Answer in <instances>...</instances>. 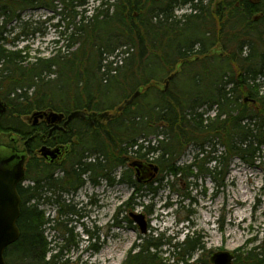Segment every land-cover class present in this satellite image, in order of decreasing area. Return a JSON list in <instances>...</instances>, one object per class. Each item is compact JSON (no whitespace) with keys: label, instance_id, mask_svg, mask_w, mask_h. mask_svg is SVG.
<instances>
[{"label":"trees","instance_id":"1","mask_svg":"<svg viewBox=\"0 0 264 264\" xmlns=\"http://www.w3.org/2000/svg\"><path fill=\"white\" fill-rule=\"evenodd\" d=\"M90 1L0 0V98L3 97L7 105L0 117V144H12L10 137L16 136L18 142H24L29 155L24 175L28 183L17 186L21 200L17 220L20 235L4 251L6 264H64L60 256L62 248L55 251L56 245L51 246L45 236L49 219L40 205L51 201L61 206L52 228L70 241L71 231L63 216L76 212L72 205L60 200V192L68 185H79L82 172L101 170L100 160L95 164L82 165L80 158L84 151H105L104 143L102 145L103 141L99 139L93 142L82 140V146L76 149L68 166L67 178L54 177L53 168L37 157L36 150L41 140L37 136L31 137L32 126L20 119L21 115L34 109L51 107L42 98L44 96L33 97L37 89L47 91L46 96L56 97L64 88H78L81 82L87 99L92 88L104 89L103 92L109 94L111 88H117L115 83L109 85L111 79L118 76L128 81L135 79L142 59L150 61H147L146 69L155 65L169 69L175 65L174 70L177 69L178 74L182 72V66L198 65L197 68L203 70L202 75L196 72L189 78L191 91H194L191 97L185 96L187 99L183 105L171 98V89L161 92L150 85V77H144L142 83H136L134 88L150 87L147 91H154L153 102L143 111L136 110L134 119L129 120L134 126L138 124L136 126L141 132L126 140H117L119 143H115V135L121 134L122 130L115 134L109 129V133L103 134L105 138L109 137V184L114 183L111 177L114 170L118 166H126L120 173L119 182L133 187L131 196L118 207L117 213L123 207H131L135 196H154L168 175L184 180L186 184H189V177L204 175L220 186L234 157L252 163L259 146L264 144V96L260 94L261 83L258 82L264 78V0H92V6ZM187 6L189 12L180 16L174 14L176 9ZM37 8L52 13L47 20L56 19L54 26L62 24L59 38L64 42L65 52L61 53L59 49L51 57H37L29 63L22 55V49L5 47L6 34L11 32L6 26L15 20L20 27L21 31L14 40L28 36L24 29L28 22H23L20 15L23 10ZM205 27H217L220 36L224 32L225 41L235 44V49L225 57L214 53L212 47L220 37L214 38L210 29L200 31ZM37 31L33 29L31 34ZM119 48L122 49L119 51ZM108 57L112 58L107 60ZM90 59L95 62L90 66L97 67L91 73H80L81 79L77 71ZM119 60L121 64H118ZM245 96L255 102L245 103ZM214 105H217L216 115L204 117ZM80 106L78 104L74 108H82ZM203 106L205 109L199 112ZM143 112L147 114L143 115ZM151 121L156 125L152 126ZM118 122L126 123L116 117L110 124ZM85 130L87 133L83 134L88 137L96 135L90 127ZM149 134H153L154 139H147ZM138 136L144 139L138 142ZM3 137L8 141L4 142ZM217 143L223 147L222 151L214 147ZM187 144L194 145L198 152L191 162L177 165ZM208 145H211L209 151L205 150ZM129 157L157 164L161 176L145 185L137 183L132 169L128 163L126 165ZM211 162H214L213 167H205ZM172 183L167 180V184L172 186ZM48 191L51 192L49 196ZM140 191L145 193L140 194ZM143 206L147 213L151 212L149 205ZM124 219L129 220L126 216ZM94 234L92 232L91 236ZM139 239L140 242L129 249L121 264H168L160 256V248L164 245L168 246L166 252L171 253L174 259L172 264H198L201 261L200 258L190 261L196 250L204 248L195 237L186 236L181 242H172L171 239L165 240L160 233L157 236H139ZM98 248L97 245L95 251ZM135 249L137 251L133 252ZM208 260L205 259L204 264H210ZM231 264H264V246L251 248L245 254L235 252Z\"/></svg>","mask_w":264,"mask_h":264},{"label":"rangeland","instance_id":"2","mask_svg":"<svg viewBox=\"0 0 264 264\" xmlns=\"http://www.w3.org/2000/svg\"><path fill=\"white\" fill-rule=\"evenodd\" d=\"M89 4L91 6L93 5L92 0ZM185 12H189L188 6L176 9L174 14L180 16ZM50 14H52L50 11L43 8L23 10L20 18L23 22H28V25L24 29L29 35L26 37L19 36L17 40H14L13 38L15 35L21 30L16 21L12 20L6 26V29H11V32L6 34L7 43L5 47L8 49H22V55L27 57L26 61L29 63L33 62L37 57H51L56 54L59 49L61 53L65 52L63 46L64 42L59 38V31L62 30L63 26L62 24L60 26H54L53 24L57 23L56 19L47 20ZM33 29H38V31L31 34ZM206 29H210V33L212 32L211 35H213L214 38L216 36L220 37L212 47L215 51L214 53H218V48H221V57H225L235 49V44H229V42L225 41L224 32L221 36L218 35L217 27L200 28V31L204 32ZM58 38L59 41L55 42ZM121 49L122 48H119L118 50L120 51ZM111 58L112 57H108L107 60ZM147 61L148 60L142 59L138 68L139 72L136 73L135 79L132 78L128 81V79L122 76L112 78L110 84H108L112 85L115 83L117 88H111L109 94L104 93V89L98 90L92 88L88 100L85 93H83L81 86L83 83L80 82L78 88L76 86L72 89L64 88L56 97L50 95L46 96L47 91L45 92L42 89L35 90L36 95L34 94L33 97L36 96L35 98H39L40 96H44L42 97L45 99L44 101L51 104V107L49 106L47 108L53 110L54 108L70 110L73 109L75 105L79 104L81 105L80 107L88 108L89 110H108L109 113L113 114L122 100L136 90L135 88L137 87L134 88L135 84L142 83L141 81L145 79L144 77H150L152 82L162 81L167 74L172 73L175 69V65H171L172 68L169 69L168 67L166 69L165 66L162 69L161 66L156 65L155 67L151 66V69H146L149 65L148 62L150 63V61ZM94 63L95 62L91 61V59L86 60L84 65L77 71L78 75L82 72L89 71V73H91V71H94L93 69H96L97 66H90V64ZM121 63L122 62L119 60L118 64ZM197 66L198 65L182 66L180 70L182 72L178 73V76L174 78L172 82L170 81L164 93L171 89V98L173 97L174 101L178 100V103H184L187 97H191L194 91H191L193 88L189 78L198 72L201 73L200 75L203 74L201 67L199 70ZM84 68L87 69V71H85ZM71 76L74 77L75 75ZM79 76L82 79V75L80 74ZM95 76L98 77V74H95ZM258 82L261 83L260 94L264 96V78H261ZM148 88L144 86L141 93L134 100L135 102L125 107L118 116L121 121H126V123L123 122L122 124V122H118L110 124L109 122L108 128L105 125L104 128L105 130L107 129L108 132L109 129H112L115 131V134H117L118 130H120V132L122 130L121 134L118 133V135H115L117 138L115 143L118 142L117 140H126V138L136 136L141 132L140 127L136 126L138 124L134 126L129 120L134 119V112L136 110L143 111L148 104H152L154 91H147ZM186 95L187 97H185ZM33 97L32 100L35 99ZM2 98L0 100L5 101L3 100L4 98ZM29 100H31V98ZM204 109L205 106L198 109V111L201 112ZM39 110L40 109H34L28 114L21 115L20 119L26 124H30V120L33 118L32 114ZM216 112L217 110H209V117L213 118ZM146 114L147 112H143V115ZM101 122H104V120H101ZM255 122H257V119H255ZM151 125L155 126L156 124L154 121H151ZM86 136L88 135H85V137ZM13 137L18 138L16 136ZM154 137L153 134H149L147 139H154ZM136 139L139 142L144 138L143 136H138ZM2 140L7 142L8 138L3 137ZM83 140L86 142H93V140L88 137ZM99 140L100 142L103 141L104 148H107V146L109 147V137L103 139L102 134H100ZM216 140L217 137H215V141ZM17 143V146L21 149L22 142L19 141ZM115 143H113V146ZM93 145L95 144L93 143ZM214 147L219 151L223 150V147L218 143L215 144ZM210 148L211 145H208L205 147V150L209 151ZM195 152L196 147L187 144L184 148V152H182V155L177 161V165H184L191 162ZM205 154L206 152L204 155ZM132 159L134 158L129 157L126 165L128 161ZM213 166L214 162L205 165V167L209 168ZM125 168L126 166H122L114 170L111 174L114 183L112 185L109 184L106 201L105 195L104 197H99L101 203L98 202L96 206H91L88 217H85L88 225L91 226V228H96L97 237L90 236L89 241H95L99 246L98 250L92 253L91 256L89 253H84V245L80 242L81 234L78 231L82 216L72 215V219L70 216L67 217V219L71 220H67L66 224L67 228H72L76 245L64 252V255L61 256V261L67 259L70 262L69 264H84V262H90L92 264H121L126 258L129 249L135 243L140 242L139 236L147 237L149 234L157 236L160 233H163L165 240L171 239L172 242H181L184 240L185 236L197 238L200 245L204 248L196 250L190 261L200 258L201 261L198 262V264H204L203 261L205 259L208 260L210 254L213 252L232 251L238 254H245L246 251L251 248L264 246V144L259 146L252 163L234 157L230 161L224 182L220 186H217L210 177L204 175L189 177V179H187L189 184H186L184 180L176 179V177L168 175L162 182L163 186L161 185V187L158 188L154 196H135L132 200L131 207L129 205L123 207L124 209L117 213L118 207L122 206L123 203L129 199L133 191L132 186L119 182L120 173H122ZM132 176L134 178L133 172ZM157 176H161L160 173H158ZM82 178L86 180V176ZM167 180L173 182V185L167 184ZM156 184L157 183H154L153 185ZM101 185L102 183L99 182V184L94 187V191L98 196L102 191ZM86 187H89L90 191L93 190V186L90 187V185L86 184ZM143 193H145V191H140V194ZM82 197L83 190H80L79 193L76 192L75 195L64 193L61 194V201L65 204L71 203V205H75V209L78 210L83 206L80 204ZM105 202L106 205H104ZM100 204L103 206L100 207ZM146 204L151 208V212L149 213L144 209L143 205ZM40 208L44 210L46 216L48 210L53 212L52 208H55V206L41 204ZM129 212H143L146 215L145 218L148 222V230L145 234L140 232L137 225L128 216ZM125 216L129 220H125ZM58 234L60 235V231L56 229L47 228L45 230L47 240L50 239V235L57 236L56 251L63 245V239L61 236L58 238ZM167 249H169L167 245L162 246L160 248V256L166 263L172 264L174 259L171 253H168V251L166 252ZM258 250L260 249H257V251ZM136 251L137 249L133 252Z\"/></svg>","mask_w":264,"mask_h":264},{"label":"flooded vegetation","instance_id":"3","mask_svg":"<svg viewBox=\"0 0 264 264\" xmlns=\"http://www.w3.org/2000/svg\"><path fill=\"white\" fill-rule=\"evenodd\" d=\"M245 101L247 100H244V102ZM74 110H81L85 112L88 116L84 119L80 117H74L70 121L67 122L68 115L70 114V112ZM50 111H54L56 113H62L63 116L60 119L54 118L53 120L52 117L48 116ZM102 111L107 112L109 116L108 110L107 111L106 110H91V109L89 110L88 108L75 107L70 110L57 111L51 108H47V109H42L39 111L42 116H39L36 120L32 118V120H30V124H27L29 126H32L33 128V133L31 134V137L37 136L41 140L40 146L46 145L49 148H55V147L59 148V154L53 161H50L49 159H45L39 155L38 149L40 146L36 150L37 157L42 158L45 164H48L50 167L53 168L52 174L54 177L64 176L67 178V173L70 172L68 170V166H70L71 161L73 160L72 156L74 155L76 149L82 146L81 145L82 140L88 137V136L85 137V135L83 134L85 133V131L87 133V130H85L86 127H90L93 130L92 132L96 134L95 136L93 135V136L88 137L92 139L93 141L99 139L100 134L103 135L105 132L109 133L107 129L105 130L104 128L105 125L108 128L109 122L113 120L114 118L118 117L120 115V112L118 113L119 115L115 117H114L115 113L111 114L110 118L97 116V113L102 112ZM207 113L208 111L205 112L204 114L205 117L208 116ZM101 120H104V122H101ZM104 138L105 136L103 135V139ZM17 144H18L17 142H14L6 146L11 147L14 150L15 148L20 149L19 146H17ZM101 144L103 145V142ZM22 148H24V150H27L24 142L21 145V149ZM103 150L105 151L99 152L97 149L95 152L92 151L91 149L88 151L86 150L83 152L80 158V162H82V165L85 164L84 166L95 164L97 160H100V166H101L100 171L95 172V170H90V171L82 172L79 178L81 180L79 185L77 186L68 185L66 186V189L60 192V195L64 193H70L72 195H75L76 192L79 193L80 190H83V197L80 203L83 206L77 210L75 209V205H72L76 213H73V214L71 213L67 216L64 215L63 217L65 219H67V217L69 216L72 219L71 217L72 215H79V216H82V218H85V217L87 218L88 214L90 213L91 206H96L98 202H100L99 197L101 198V196L104 197L105 195V201H106L108 188H109V147L107 146V148H104ZM28 156L29 155L27 154L26 160L23 165L24 168L28 162ZM132 171L134 172V175L136 176L135 168L132 167ZM69 176L70 175H68V177ZM83 176H86V180L85 179L83 180L82 178ZM99 182L102 183L101 185L102 191H101V194L98 196L97 193L94 191L95 189L94 187H96L99 184ZM86 184L90 185V187L93 186L92 187L93 190L90 191V188L86 187ZM47 195L48 196L51 195V192L48 191ZM60 200H61V197H60ZM46 204L52 206L51 201H47ZM66 204L71 205V203H66ZM104 205H106V202ZM101 206L103 205L100 204V207ZM58 207L61 208V206H58ZM71 219H67V220H71ZM48 228L52 229L51 220H49L48 222ZM68 229H70L71 231L72 239L70 241H66V236H62L60 234L63 239V245L61 246L62 251H61L60 256H63L64 252H66L69 248L74 247L76 245L74 241V235L72 233V228L69 227ZM92 232L95 233V231L93 230L91 231V233ZM96 246H97V243L95 241L93 242L89 241V245L86 248H84L83 251L84 253H87V254L89 253V255L91 256L92 253L95 252ZM63 263L69 264L70 262L67 259H63ZM84 264H92V263L84 262Z\"/></svg>","mask_w":264,"mask_h":264},{"label":"water","instance_id":"4","mask_svg":"<svg viewBox=\"0 0 264 264\" xmlns=\"http://www.w3.org/2000/svg\"><path fill=\"white\" fill-rule=\"evenodd\" d=\"M177 73V70L169 74L162 83L154 82V86H158L162 91H165L169 80ZM141 89V88H140ZM140 89H137L129 98H125L120 105L115 109V114H118L126 105H129L140 94ZM6 110V103L0 100V116ZM34 120L42 116L39 111L33 114ZM48 116L60 119L63 114L50 111ZM88 115L81 110L70 112L67 117V122L74 117L86 118ZM97 116L111 117L107 112H98ZM13 142H17V138L10 137ZM15 150L4 144H0V264H6L4 260L5 248L14 243L20 235L17 226V220L20 214V196L17 192V185L24 178V162L27 157V152L24 149ZM40 156L53 161L59 154V148H49L46 145L39 147ZM130 166L135 168L136 179L138 182H148L158 172V166L154 163H145L134 160ZM129 217L137 224L142 234L147 232V221L142 212H130ZM234 254L231 251H217L210 255L212 264H231Z\"/></svg>","mask_w":264,"mask_h":264}]
</instances>
